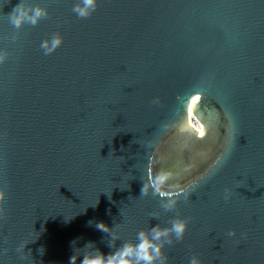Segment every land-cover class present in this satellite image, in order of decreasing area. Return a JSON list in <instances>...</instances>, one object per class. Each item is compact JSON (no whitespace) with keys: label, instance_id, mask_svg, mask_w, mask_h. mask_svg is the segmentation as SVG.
<instances>
[{"label":"water","instance_id":"1","mask_svg":"<svg viewBox=\"0 0 264 264\" xmlns=\"http://www.w3.org/2000/svg\"><path fill=\"white\" fill-rule=\"evenodd\" d=\"M19 2L0 0V264H80L177 217L168 264H264V0H26L49 16L15 29ZM158 175L171 211L140 195Z\"/></svg>","mask_w":264,"mask_h":264},{"label":"clouds","instance_id":"2","mask_svg":"<svg viewBox=\"0 0 264 264\" xmlns=\"http://www.w3.org/2000/svg\"><path fill=\"white\" fill-rule=\"evenodd\" d=\"M97 5L98 0H79V3L75 4L72 11L78 18H87L96 11ZM7 15L9 23L15 29H20L25 24L37 25L40 20L49 16V11L38 4L31 5L26 3V0H20ZM12 39L16 40L17 36L13 35ZM62 42L63 38L59 34H54L50 39L42 41L40 47L43 49L45 55H49ZM7 58V51L0 49V63H3ZM203 134V129H201L200 135L203 136ZM164 179L165 177L158 175L148 183L143 182L140 195H148L151 189L153 195H158L161 198V207L166 211H171L176 207L178 199L176 192L162 190ZM5 196V191L3 188H0V203L3 202ZM225 198L227 199V196ZM188 223L187 218L177 217L171 221L168 227H161L159 224H156L148 230L139 231L135 243L125 242L108 254L102 253L99 249L95 248L93 242L89 241L84 248H91L92 250L83 255L80 264H168V257L164 253V247L165 245H171L174 241H182L187 231ZM96 228L109 233L112 241L119 239L113 227H109L103 222L97 223ZM228 235L234 236L235 232L230 231ZM72 243L74 244L75 241ZM108 246L110 248L113 247L111 243ZM77 259L78 257L75 254L72 255L69 258V264H76ZM188 264H202V262L198 256L193 255L190 257Z\"/></svg>","mask_w":264,"mask_h":264}]
</instances>
